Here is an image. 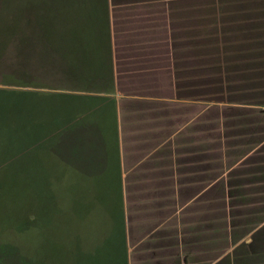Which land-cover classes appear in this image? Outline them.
Listing matches in <instances>:
<instances>
[{"label":"crops","instance_id":"obj_1","mask_svg":"<svg viewBox=\"0 0 264 264\" xmlns=\"http://www.w3.org/2000/svg\"><path fill=\"white\" fill-rule=\"evenodd\" d=\"M108 3L114 93L107 97L113 108L102 114L97 101L82 110V124L60 139L65 152L59 160L89 162L77 164L89 176L103 173L102 162L111 158L100 128L110 117L119 162L125 264H264V106L219 104L230 125L221 147L217 130L210 126L202 132L201 127L202 113L212 105L202 103L199 88L207 84L204 79H215L208 83L212 85L219 76L217 66L216 73L209 65L202 72L201 55L220 51L200 45L201 31L220 34L222 4ZM249 3L223 2L224 17L231 20L226 38L231 34L240 40V26L254 24L252 35L264 39V14L256 6L255 20L246 19L252 13L246 12ZM236 44L232 53L239 54ZM79 145L82 153L75 156ZM218 162H223L220 180ZM218 181L224 182L223 192Z\"/></svg>","mask_w":264,"mask_h":264},{"label":"trees","instance_id":"obj_2","mask_svg":"<svg viewBox=\"0 0 264 264\" xmlns=\"http://www.w3.org/2000/svg\"><path fill=\"white\" fill-rule=\"evenodd\" d=\"M219 1L222 4L220 34L213 32V37L206 32L208 36L200 39L220 49L216 54L218 81L199 89L202 103L212 105L202 113V132H208L210 126L217 130L216 139L221 147L230 125L219 104L245 102V105L264 106V67L256 70L257 65H264V39L256 40L252 35L249 27H255L254 24L240 26L243 36L240 40H234L231 34L226 38L225 26L231 20L226 21L224 17L225 0ZM248 1L251 3L246 12L252 13L246 19L255 20L252 16L256 6L258 12L264 14V0H259L258 5L253 3L255 0ZM236 42L239 54L232 53ZM8 68L11 69L9 75H5ZM0 72L3 77L0 111L13 113L26 104L28 109L23 121L31 122L35 118L30 131L37 141L53 140L57 136V133L52 134L56 118L49 119L54 110L57 114L68 111L66 123L56 125L60 135L67 129V123L72 128L79 127L82 110L91 108L97 101L101 102H98V110L102 114L111 111L114 101L107 96L114 93V74L108 0H0ZM242 77L247 78L242 80ZM202 87H215L216 91L213 94L202 92ZM211 95L215 98H210ZM59 103L62 104L55 109V104ZM229 108L226 109L232 110ZM211 112L216 115L211 116ZM23 121L21 126L25 128L28 124ZM40 131H46L43 139L38 138ZM65 163L81 172L79 165ZM102 163L104 172L107 162ZM222 163L218 162L219 180ZM217 186L223 192L224 182L218 181ZM119 207L122 212L120 186Z\"/></svg>","mask_w":264,"mask_h":264},{"label":"rangeland","instance_id":"obj_3","mask_svg":"<svg viewBox=\"0 0 264 264\" xmlns=\"http://www.w3.org/2000/svg\"><path fill=\"white\" fill-rule=\"evenodd\" d=\"M201 35L208 36L204 31ZM200 45L211 44L203 41ZM216 58L215 54L201 55L202 72L209 65L216 73ZM212 80L204 79L205 83ZM204 91L213 94L216 88L202 87ZM61 104H55V109ZM18 109L13 113L0 111V250L4 249L0 264H125L113 121L108 117L104 129L100 128L111 161L103 173L93 177L59 160L65 152L61 138L72 127L67 123V130L60 135L56 125L66 123L68 111L50 113L49 119L56 118L52 134L57 136L41 142L30 131L35 118L23 121L28 106L23 103ZM22 121L28 126L22 128ZM45 132H37L38 138L43 139ZM81 148L79 145L78 152L72 154L80 156Z\"/></svg>","mask_w":264,"mask_h":264}]
</instances>
